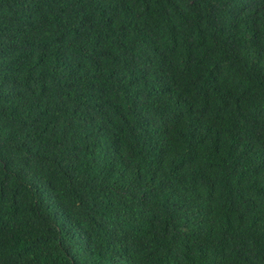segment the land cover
Segmentation results:
<instances>
[{"label":"trees","instance_id":"1","mask_svg":"<svg viewBox=\"0 0 264 264\" xmlns=\"http://www.w3.org/2000/svg\"><path fill=\"white\" fill-rule=\"evenodd\" d=\"M0 264H264V0H0Z\"/></svg>","mask_w":264,"mask_h":264}]
</instances>
